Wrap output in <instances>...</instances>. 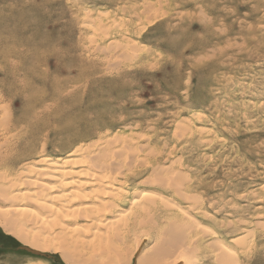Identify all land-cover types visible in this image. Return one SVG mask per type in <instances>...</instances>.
I'll use <instances>...</instances> for the list:
<instances>
[{
	"label": "rangeland",
	"instance_id": "rangeland-1",
	"mask_svg": "<svg viewBox=\"0 0 264 264\" xmlns=\"http://www.w3.org/2000/svg\"><path fill=\"white\" fill-rule=\"evenodd\" d=\"M113 134L172 150L185 212L264 264V0H0V167ZM210 237L192 264H223ZM30 249L0 226V264H68Z\"/></svg>",
	"mask_w": 264,
	"mask_h": 264
},
{
	"label": "bare ground",
	"instance_id": "bare-ground-1",
	"mask_svg": "<svg viewBox=\"0 0 264 264\" xmlns=\"http://www.w3.org/2000/svg\"><path fill=\"white\" fill-rule=\"evenodd\" d=\"M115 134L81 144L67 155L46 153L16 167H0V226L31 251L58 252L68 264H124L133 257L137 264H192L204 236H211L205 247L213 248L218 261L242 264L229 237L215 240L202 226L203 219L185 212L183 203L200 202L202 195L193 187L195 182L185 178L182 160L172 158L171 149L156 151L146 140ZM162 154L167 156L157 158Z\"/></svg>",
	"mask_w": 264,
	"mask_h": 264
},
{
	"label": "snow or ice",
	"instance_id": "snow-or-ice-1",
	"mask_svg": "<svg viewBox=\"0 0 264 264\" xmlns=\"http://www.w3.org/2000/svg\"><path fill=\"white\" fill-rule=\"evenodd\" d=\"M48 258H51V257H48Z\"/></svg>",
	"mask_w": 264,
	"mask_h": 264
},
{
	"label": "water",
	"instance_id": "water-1",
	"mask_svg": "<svg viewBox=\"0 0 264 264\" xmlns=\"http://www.w3.org/2000/svg\"><path fill=\"white\" fill-rule=\"evenodd\" d=\"M27 249V248H26ZM33 252V251H32Z\"/></svg>",
	"mask_w": 264,
	"mask_h": 264
}]
</instances>
